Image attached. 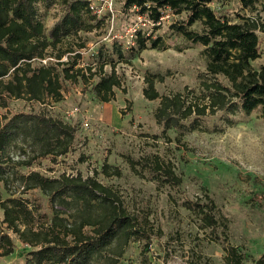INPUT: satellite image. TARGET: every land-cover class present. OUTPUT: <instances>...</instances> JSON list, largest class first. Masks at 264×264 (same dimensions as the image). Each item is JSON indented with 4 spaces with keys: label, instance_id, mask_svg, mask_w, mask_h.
Instances as JSON below:
<instances>
[{
    "label": "trees",
    "instance_id": "16d2710c",
    "mask_svg": "<svg viewBox=\"0 0 264 264\" xmlns=\"http://www.w3.org/2000/svg\"><path fill=\"white\" fill-rule=\"evenodd\" d=\"M230 1L122 0V10H133L151 25V32L136 29L129 48L114 41L110 48H98L93 63L81 65L87 49L82 33L94 32L101 22L96 9H91V0H0V264L14 253L11 235L31 249L25 264H119L131 243H142L147 252L151 239L160 237L149 215L130 210L117 189L96 179L98 173L47 177L33 166L45 159L57 163L70 153L75 141L76 128L48 107L61 103L78 84L82 93L90 87L99 103L115 101L116 90L126 92L116 70L119 64H130L145 50L169 48L163 37L153 33L169 13L179 17L168 26L170 32L186 44L203 47L205 70L198 92L186 86L168 95H160L155 88V82L164 81L162 75L146 74L142 95L159 101L153 117L162 132H206L200 119L220 112L227 116L228 126L233 123L229 117L249 116L254 111L264 120V64L253 66L262 56L258 33H264V0H235L244 13L232 16L212 7ZM40 6L60 9L59 19L48 30ZM10 100L39 108L2 113ZM124 158L137 176L147 174L160 186L181 184L173 165L159 155ZM22 169L30 171L22 173ZM101 174L120 177L121 171L105 163ZM1 188L8 198H3ZM33 190L48 199L50 217L41 212L40 205L22 198ZM183 206L199 216L202 228L227 229L226 219L207 194ZM221 242L223 264H244V255L226 237ZM254 264H264V253Z\"/></svg>",
    "mask_w": 264,
    "mask_h": 264
},
{
    "label": "rangeland",
    "instance_id": "374dc122",
    "mask_svg": "<svg viewBox=\"0 0 264 264\" xmlns=\"http://www.w3.org/2000/svg\"><path fill=\"white\" fill-rule=\"evenodd\" d=\"M91 5L101 22L94 32L82 33L87 49L81 65L93 63L98 48H110L114 41L129 48L136 29L151 32V25L133 10H122V0H91ZM212 7L231 16L244 13L235 0ZM39 13L47 30L61 14L57 6L48 10L40 6ZM178 19L169 13L161 28L153 32L154 36L164 38L168 49L145 50L130 64L116 67L126 92L116 90L115 101L99 103L90 87L82 93V85L78 84L70 88L61 103L48 107L53 115L76 128V137L67 156L58 158L55 164L42 160L34 164L33 170L47 177L62 173L90 177L98 173L96 179L117 189L130 210L149 215L154 227L161 231L160 237L151 239L147 252L142 243H131L119 264H223L225 251L221 240L225 237L229 245L244 255V264H254L264 253V120L260 112L229 117L232 126L227 125V116L220 112L200 119L206 132L163 133L153 117L159 101H148L142 95L146 74L164 77L162 83L155 82L160 95L181 92L186 86L198 92L205 70L200 54L203 47L186 44L170 32L168 26ZM258 37L262 56L253 63L255 68L264 64V33H258ZM38 108L37 104L10 100L2 113L12 115ZM148 154L170 162L181 177V184L175 188L160 186L147 174H143L144 178L133 174L124 157L138 160ZM105 163L119 168L121 176L104 177L101 168ZM21 171L27 173L30 169ZM1 191L3 198L9 197L2 188ZM204 194L226 219V230L222 226L215 232L202 228L199 216L183 206L185 201ZM22 198L30 205H40L41 212L51 216L49 201L40 191H30ZM2 217L0 209V221ZM11 237L14 253L2 258V263L25 264L31 249Z\"/></svg>",
    "mask_w": 264,
    "mask_h": 264
},
{
    "label": "built area",
    "instance_id": "2783aa9c",
    "mask_svg": "<svg viewBox=\"0 0 264 264\" xmlns=\"http://www.w3.org/2000/svg\"><path fill=\"white\" fill-rule=\"evenodd\" d=\"M94 7L93 6H91V9H93ZM76 111V110H75Z\"/></svg>",
    "mask_w": 264,
    "mask_h": 264
}]
</instances>
